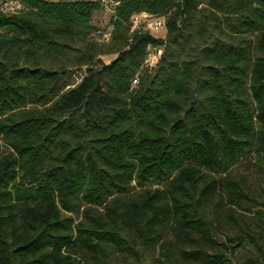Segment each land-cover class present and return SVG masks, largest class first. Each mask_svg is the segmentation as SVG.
<instances>
[{"label": "trees", "instance_id": "1", "mask_svg": "<svg viewBox=\"0 0 264 264\" xmlns=\"http://www.w3.org/2000/svg\"><path fill=\"white\" fill-rule=\"evenodd\" d=\"M20 6L0 12V264H112L168 229L216 245L207 210L237 222L232 171L253 160L264 170V2ZM106 8L110 45L93 23ZM144 13L166 20V39L132 30ZM153 49L163 53L150 68ZM253 227L235 239L264 259ZM184 258L228 264L202 248Z\"/></svg>", "mask_w": 264, "mask_h": 264}, {"label": "rangeland", "instance_id": "2", "mask_svg": "<svg viewBox=\"0 0 264 264\" xmlns=\"http://www.w3.org/2000/svg\"><path fill=\"white\" fill-rule=\"evenodd\" d=\"M19 7H21L19 5ZM110 8V7H109ZM103 9L95 14L93 23L97 29L103 33H109L113 36V28L111 27L112 11ZM154 19L143 17H135L133 19V31L136 29H144L151 31L152 35L157 39H166V26L156 30L151 25ZM102 43V37H97ZM111 44V42L106 43ZM163 51L151 50L148 59L150 68H155ZM106 64H109L114 57H102ZM85 74V69L76 73V85L81 82ZM258 161L253 160L252 163H244L236 167L232 171V178L239 183V191L244 195L243 206L238 207L236 214L237 222H233L228 218L223 209H208L205 218L210 227L211 238L216 245H199L195 242V248L192 243L183 242L177 237L174 229H168L161 232L156 243L150 247L141 246L138 257L126 254H116L113 256L112 264H207L206 261H186L185 256L189 251L202 248L207 252V257H212L219 251H222L228 264H264V259L260 258L262 248H258L251 241L238 244L235 239L240 228H245L248 224H253L254 229L264 233V170L258 166ZM229 202V199H227ZM76 224L80 223L82 215L75 216ZM239 223V224H238ZM262 244V242H261Z\"/></svg>", "mask_w": 264, "mask_h": 264}, {"label": "built area", "instance_id": "3", "mask_svg": "<svg viewBox=\"0 0 264 264\" xmlns=\"http://www.w3.org/2000/svg\"><path fill=\"white\" fill-rule=\"evenodd\" d=\"M13 5H20V0H4L3 3L0 5V12H10V7H13ZM140 17L143 18H148V19H154V23L151 25L153 28L156 30H159L160 28L164 27L166 24V20L162 18H156L148 14H141L139 15ZM138 17V16H136ZM100 36L102 37V41L105 43L110 42L111 40V35L109 33H99Z\"/></svg>", "mask_w": 264, "mask_h": 264}, {"label": "bare ground", "instance_id": "4", "mask_svg": "<svg viewBox=\"0 0 264 264\" xmlns=\"http://www.w3.org/2000/svg\"><path fill=\"white\" fill-rule=\"evenodd\" d=\"M17 10V5H13V7H10V11L14 12ZM20 10V9H19Z\"/></svg>", "mask_w": 264, "mask_h": 264}, {"label": "water", "instance_id": "5", "mask_svg": "<svg viewBox=\"0 0 264 264\" xmlns=\"http://www.w3.org/2000/svg\"><path fill=\"white\" fill-rule=\"evenodd\" d=\"M264 2V0H262Z\"/></svg>", "mask_w": 264, "mask_h": 264}]
</instances>
